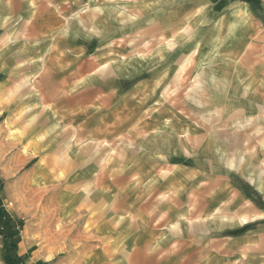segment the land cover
Segmentation results:
<instances>
[{
  "label": "rangeland",
  "instance_id": "rangeland-1",
  "mask_svg": "<svg viewBox=\"0 0 264 264\" xmlns=\"http://www.w3.org/2000/svg\"><path fill=\"white\" fill-rule=\"evenodd\" d=\"M112 4H115L118 9H123L119 2ZM90 6H84L77 15L73 12L72 19L80 21L83 31L88 32L90 38H95L101 47L104 44L103 47L107 49L106 41H109L112 36L102 39V35L98 37L92 32V28L98 21L104 22L101 24L106 23L105 14L94 10L95 6L101 7V5ZM104 11L110 18L109 10ZM68 15L65 14L64 19L67 20L71 16ZM60 28L58 27V30ZM62 30L63 28L60 29L61 32ZM19 36V41L11 43L8 40V45L18 44L20 54L26 55L25 52H28L30 57L21 64L25 71H20L15 82L10 83L0 96V100H3L0 101V113H3L0 116V148L3 150L2 154L0 153V179L2 181L0 199L3 208L8 213L7 217L10 219V223L3 228L2 232L11 234V239L6 242L0 233V264H9L11 261L12 251L7 250L5 244L16 243L17 256L19 249L22 252L24 248H27L28 255L33 253L34 259L45 258L38 253L45 244H48L50 235L48 232L42 231L41 233L34 229L38 227L43 230L49 227L51 222L47 216L53 215V212H58L61 209L60 202L50 203L45 199L46 193L54 191L53 188L57 184L63 183L66 185L65 189L69 190L66 193L69 197L75 195L80 199H88L87 201L92 202L96 199L95 195L105 194L101 188L103 184L100 183L103 180L106 181L107 176L111 175L112 179H120L117 174L121 170L112 168V164L117 166L120 159L113 160L111 157L118 156L117 151L122 153L125 150L128 153V148L138 150L140 143L147 146L145 159L162 165L163 170L159 169L156 172L159 176L172 174L181 176L180 172H184L182 166L196 167L200 168L202 176L218 179L226 177L228 182L230 180L237 181L241 184L240 191H243L247 198H255V191L251 183L264 184V100H248L254 95L255 90L248 88L245 80L239 81L240 72L236 74L233 71L234 58H223L219 52L215 51L207 53L202 51L201 56L189 63L194 71L179 74L178 85L174 88L173 94L170 93L171 89L167 90L163 100H153L152 104H148L144 110H141L143 109L141 103L144 100H120L125 94L121 85H125V87L130 85L129 74L126 72L128 66L141 60V56L104 55L99 59L100 66L103 67H100L97 73L98 79L92 84L99 87V100H88L84 97L82 100H74L76 91L73 88L65 87L69 78L64 79L62 85L58 83L62 75L54 68L60 64V60L54 51H51L52 47L54 49L58 46L64 47L65 42L58 44L57 34L49 36V34L42 35L35 32L34 35L27 36L25 33ZM86 41L84 40V43ZM20 45H22L21 48ZM27 46H29L28 49ZM122 46L121 41L120 47L122 48ZM120 57H123L124 62V65L118 63L121 64L118 69L120 74L112 73V66ZM88 58L84 55L83 61ZM242 59L243 65H245L247 59L244 56ZM198 66L199 69H197ZM219 67L221 68L218 70ZM27 69H35L36 72H28ZM221 69L223 71L220 72ZM1 75L6 78L9 74ZM67 75L69 74H64V77ZM117 75L122 76L120 84L114 81ZM236 76L237 79L239 77L238 82H236ZM218 82H221L224 98L212 100V96L221 91L215 87ZM50 84L51 89H48ZM84 84L86 83L84 82ZM83 90L85 91V87ZM112 90L117 91L118 95L113 99L107 98V95L112 97ZM33 96L37 98L45 96V98L37 101L30 100ZM101 100L106 101L103 103ZM15 105L19 106V113L14 111ZM154 108L159 112L160 119L156 120L154 116L153 118L149 116L140 119V111H143V114L147 116ZM171 111L176 113V118L171 116ZM8 118L12 119V124ZM22 120L26 129L21 131L22 128L18 127L17 122ZM101 125L104 128L99 130ZM155 125H157L156 128ZM35 126L40 131L36 137L33 134ZM172 128L176 131L171 132ZM76 129L82 130V133L75 135ZM103 132L106 133L105 135L112 136L109 139H111L110 144L115 145L114 153L102 152L100 145L106 139ZM95 135L100 136L95 137ZM39 145L40 155L44 158V173L42 175L35 174L38 164L40 165L41 156L34 158L37 155H34L33 150H36L34 147ZM92 147L96 150L93 154H91ZM202 148L209 151L199 152ZM75 152L82 156L83 160L90 159L91 161L93 155L98 157L95 159L98 162L92 178L85 179L92 183L88 189L84 183L80 184L69 180V176L74 170ZM106 154L110 156L109 159ZM202 155L209 157L203 162ZM22 156L27 157L23 162L20 161ZM112 172L114 174H110ZM32 178L34 179L32 180ZM35 179H39V181L36 182ZM22 180L23 184H20ZM198 180L199 178L196 177L195 181ZM53 181L56 184H51ZM197 187L199 188V186ZM263 191L261 189V192ZM16 192L22 195L25 193L28 200H32L36 195H41L36 206L29 208L32 210L31 214L25 212L29 210L28 206L17 201L19 196ZM235 195V190H232L223 207L216 211L215 215L205 219V222L202 216L197 214L191 218L168 216V213H174L179 210L178 208H160L159 201L162 206L163 204H172L175 203L173 199L177 195L170 197L162 195L163 197L148 199L147 219L143 227L149 242L148 246L139 249L144 255L152 254L154 256L151 263H146V258L144 261V258L141 257H136L135 260L134 257L137 256L138 249H129L123 243L119 232H112L110 237L107 235L108 238L91 239V230L94 228L92 225H96L98 216L106 213V206L94 213H91L90 209H86L85 222H76L77 219L74 223L79 235L86 232L89 237L78 241L76 248L50 249L52 260L47 264H59L66 260H69V264H90L89 261L94 257L92 250L98 251L99 255L106 253V259L99 260V262H108L109 264H203L202 259L208 249L202 248V242L208 239L212 241L211 255L218 259L220 256H224L225 252L224 249L214 247L213 242H224L226 235H239L241 231L254 230L259 221H264V218L259 220L255 218L253 221H249L245 218L246 216L241 215L244 207L249 209L244 201H242L244 207H240L242 209L235 212L232 207L236 208L239 203V197ZM193 201L199 204L202 201L201 195H198L196 191ZM119 204L122 205V201ZM117 212L118 207H116ZM131 220L138 222V218ZM208 222L212 225L211 230L208 229ZM99 223L102 222L99 221ZM116 224L118 223L116 222ZM116 224L115 230L118 229ZM216 225L221 227L220 231L215 230ZM218 226L216 227L219 228ZM233 226L234 230H229L226 233L221 232L226 227L233 228ZM56 228L59 229L60 226ZM33 236H35V243H28L32 240L30 237ZM192 240L195 243V248H186V243ZM258 242L264 243V239L262 240L260 236ZM91 246L94 248L90 249ZM258 249L261 250V244Z\"/></svg>",
  "mask_w": 264,
  "mask_h": 264
},
{
  "label": "crops",
  "instance_id": "crops-1",
  "mask_svg": "<svg viewBox=\"0 0 264 264\" xmlns=\"http://www.w3.org/2000/svg\"><path fill=\"white\" fill-rule=\"evenodd\" d=\"M116 2L121 3L123 9H118L115 4H112ZM96 4L101 5V7L95 6L94 10L104 12L106 23L101 24L104 22L98 21L92 28V32L98 37L102 35V39L112 36L109 41H106L107 49L103 47L104 44L101 47L98 40L93 39V37L90 38L88 32L83 31L80 21L72 19L73 12L77 15L84 6ZM104 10H109L110 18L107 17ZM65 14L71 16L68 15L66 20L63 17ZM58 27L63 28L62 32L60 29L58 30ZM35 32L42 35L49 34V36L57 34L59 37L57 38L58 44L65 42L64 47L58 46L56 49L52 47L51 51H54L60 60V64L54 68L62 75L57 82L62 85L64 79L69 78L65 87L73 88L76 91L74 100H82L83 97L88 100H99V87L92 84L98 79L97 73L100 67H103L100 66L99 59L103 58L104 55L141 56V60L128 66L126 72L129 74L130 85L128 87L121 85L125 94L120 100H144L141 103L143 106L141 110H144L148 104H152L155 100H163L167 90L171 89L170 93H174V88L178 85L179 74L194 71L189 63L201 56L202 51L205 53L215 51L219 52L223 58H234L233 71L236 74L240 72L241 75L240 80L236 76V82L245 80L246 86L255 90L254 95L248 100H264V0H0V96L10 83L15 82L17 74L20 71H25L21 64L30 57L28 52H25L26 58V55L20 54L18 44L8 45V40L11 43L17 42L19 35L26 33L29 36L34 35ZM84 40H87L86 43ZM121 41L122 48L120 47ZM28 43L27 45H29ZM21 47L22 45H20ZM28 48L29 46H27ZM84 55L89 57L86 61H83ZM243 56L248 61L247 63L245 61V65H243ZM122 58L120 57L116 64H113L112 73L120 74L119 65L122 63L124 65ZM199 68L198 66L197 69ZM27 71L36 72L35 69H27ZM221 71L223 70L221 69ZM3 73L9 75L4 78L1 75ZM243 73L245 75H242ZM64 74L69 75L64 77ZM121 78L122 76L117 75L114 81L120 84ZM84 87L85 91L83 90ZM215 87L221 90V82H218ZM48 89H51V84ZM219 92L212 96V100L224 98V91ZM111 93L113 94L112 97L107 95V98L113 99L118 95L115 90H112ZM41 98L33 96L30 100H43L45 96H41ZM101 101L104 103L106 100ZM18 107L17 105L14 109L15 112H18ZM143 113L140 111V119L149 116L151 118L154 116L156 120L160 119L156 108L147 116ZM170 113L172 117H177L175 112L171 111ZM2 114L0 113V116ZM8 119L12 124V119ZM23 122V120L17 122L18 127L22 128L21 131L26 129ZM103 128L101 125L99 130ZM35 129L36 126L33 131L36 137L40 131L38 129L35 131ZM175 131V129L171 130V132ZM81 133L82 130L76 129L75 135ZM30 135L29 133V137ZM98 136L100 135H95V137ZM105 136L106 141L103 139L104 141L100 145L102 152L114 153L115 145H111V139H109L112 136L110 134ZM146 147L144 143H140L138 150L128 148V153L125 150L122 153L117 151L118 156L113 155L111 157L113 160L117 158L122 161V164L119 161L117 166L112 164V168L121 170L117 174L120 179H112L111 175L107 176L106 181L103 180L100 183L103 184L101 188L105 194L95 195L96 199L92 202L87 201L88 199H80L79 196L76 197L75 195L69 197L66 194L69 190L65 189L66 185L63 183L57 184L53 188L54 191L46 193L45 199L50 203L60 202L61 209L58 212H53V215L47 216L51 222L49 227L43 230L38 227L34 229L41 231V233L42 231L48 232L50 235L49 243L47 241L48 244H45L38 253L45 258L34 259L33 253L28 255L27 248H24L22 252L19 249L18 256L24 260V264H47L52 260L50 249L76 248L78 241L89 237L86 232L79 235L74 223L77 219L76 222H85V218H87L86 209H90L91 213H94L106 206V213L101 214V217L98 216L96 225H92L94 228L91 230V239L108 238L112 232H119L123 243L129 249H138L137 256L134 257L135 260L136 257L144 258V261L146 258V263H151L154 256L152 254L144 255L139 248L148 246L149 240L146 239L143 226L147 219V201L153 197L177 195L173 199L175 203L163 204L162 206L159 201L160 208H178V211L168 213V216L191 218L197 214L202 216L205 222V219H209L211 215H215L216 211L223 207L227 202V196L232 190H235V196L239 197L238 206L232 207L235 212L244 207L242 203L244 201L249 209L244 207L241 215L246 216L245 218L249 221H253L255 218L258 220L264 218V191L261 192V189L264 190L263 183H251L255 191V198L250 199L244 195L243 191H240L241 184L237 181L230 180L228 182L226 177L218 179L202 176L200 168L182 166L184 172H180L182 173L181 176L178 174L176 176L173 174L159 176L156 172L159 169L163 170V167L157 162H150L149 159V161L145 159ZM34 148L38 150H33L34 155H37L34 158H37L41 154L40 145ZM95 151L92 147L91 154ZM207 151L209 150L202 148L199 152L206 153ZM2 152L3 150L0 149L1 154ZM40 156V165L38 164L36 175L44 173V158L42 155ZM22 157L21 162L27 158L26 156ZM106 157L109 159L110 156L106 154ZM207 157L209 156L202 155L203 162ZM95 159L98 157L93 155L91 161L90 159L83 160L82 156L75 152L74 170L69 176L70 182L84 183L88 189L92 183L87 180L92 178L93 172L97 168L98 161ZM167 167L171 168L169 165ZM196 177L199 178L198 181H195ZM35 181L38 182L39 179H35ZM20 184H23V180ZM51 184L56 183L53 181ZM212 188L214 189L211 190ZM194 190L198 195H201V204L193 201ZM16 193L19 196L17 201L28 206V209L36 206L40 199V196L36 195L29 201L25 193L23 195L19 192ZM121 201L122 205L119 204ZM116 207H118L117 213ZM31 211L29 209L25 212L31 214ZM99 217L100 219H98ZM121 218L124 219L121 220ZM132 218H138V222H132ZM70 221L71 224H69ZM58 222L60 224L56 225ZM244 222L247 221L244 220ZM115 224L118 226L117 230H115ZM57 226L60 228L57 229ZM208 226V229L211 230V223L208 222ZM216 226L215 230L220 231L221 227L218 226L219 228H217ZM229 230H234V226L233 228L226 227L221 232L226 233ZM260 236L263 240L264 221H259L254 230H244L239 235H226L224 242H213L214 247L224 249L225 252V255L218 259L211 255L212 241L208 239L202 242V248L208 249L202 259L203 264H264V251H262L264 250V243L258 242ZM30 239L32 240L28 243H35V236L30 237ZM260 244L261 250L258 249ZM185 247L194 249V241L186 243ZM92 248L94 247L91 246L90 249ZM94 251L92 250L94 257L89 261L90 264H109L108 262H99V260L106 259V253L99 255L98 251H95L96 253ZM192 260L194 259L192 258ZM68 261L59 264H69Z\"/></svg>",
  "mask_w": 264,
  "mask_h": 264
},
{
  "label": "trees",
  "instance_id": "trees-1",
  "mask_svg": "<svg viewBox=\"0 0 264 264\" xmlns=\"http://www.w3.org/2000/svg\"><path fill=\"white\" fill-rule=\"evenodd\" d=\"M2 187V181L0 179V189ZM7 211L3 208V205L1 203L0 199V233L3 235L5 241H9L11 239V234H3V228L10 223V219L7 217ZM5 247L7 250H11L12 254L10 255L11 261H9V264H23V259L21 257H18L16 255V250H17V244L13 243L10 245L5 244Z\"/></svg>",
  "mask_w": 264,
  "mask_h": 264
},
{
  "label": "bare ground",
  "instance_id": "bare-ground-1",
  "mask_svg": "<svg viewBox=\"0 0 264 264\" xmlns=\"http://www.w3.org/2000/svg\"><path fill=\"white\" fill-rule=\"evenodd\" d=\"M0 149H1V148H0ZM40 197H41V195H40ZM37 199H38V198H37ZM21 201H22V199H21ZM29 201H30V200H29ZM24 202H26V201H24ZM34 202H35V201H34ZM34 202H33V203H34ZM27 203H28V202H27ZM27 205H28V204H27ZM29 208H30V207H29ZM59 239H60V238H59ZM54 240L57 241L56 239H54ZM48 243H49V242H48ZM58 243H59V242H58ZM58 243H57V244H58ZM55 249H56V248H55ZM44 250H45V248H44Z\"/></svg>",
  "mask_w": 264,
  "mask_h": 264
}]
</instances>
